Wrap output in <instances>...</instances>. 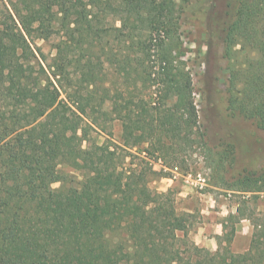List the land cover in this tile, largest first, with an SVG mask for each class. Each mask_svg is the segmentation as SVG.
<instances>
[{
  "label": "trees",
  "instance_id": "1",
  "mask_svg": "<svg viewBox=\"0 0 264 264\" xmlns=\"http://www.w3.org/2000/svg\"><path fill=\"white\" fill-rule=\"evenodd\" d=\"M192 1L0 0V264H264V220L236 254L230 215L212 252L189 240L191 213L171 190L146 192L164 173L154 168L163 153L195 143L179 51ZM229 1L227 111L264 129V0ZM115 121L121 145L100 144L93 134ZM63 166L83 172L80 186Z\"/></svg>",
  "mask_w": 264,
  "mask_h": 264
},
{
  "label": "rangeland",
  "instance_id": "2",
  "mask_svg": "<svg viewBox=\"0 0 264 264\" xmlns=\"http://www.w3.org/2000/svg\"><path fill=\"white\" fill-rule=\"evenodd\" d=\"M229 3V0H193L184 13L179 28V51L185 53L182 60L192 74L193 99L198 112V128L192 135L195 143L167 149L162 161L154 163L155 170L164 173L150 181L146 190L148 193L172 191L176 209L191 213L188 236L195 244L196 236L203 232L206 235L204 230L220 222L223 212L231 206L239 204L241 213L252 217L251 225L264 220L263 181L246 186L238 183L240 173H252L258 179L264 177V129L259 128L256 120L232 117L227 111L225 81L229 62L223 58L222 37L231 19ZM37 44L47 56L53 53L51 44L42 41ZM245 56V53L238 55V61L245 64ZM150 93L145 90L144 97L149 98ZM201 133L202 140L198 136ZM121 134V124L115 121L109 133L101 132L93 137L100 144L109 140L121 145ZM131 152L136 153L135 149ZM130 160L129 157L127 162ZM135 163L138 164L137 159ZM62 171L70 175L74 186H80L84 180L83 172L70 166H63Z\"/></svg>",
  "mask_w": 264,
  "mask_h": 264
},
{
  "label": "crops",
  "instance_id": "3",
  "mask_svg": "<svg viewBox=\"0 0 264 264\" xmlns=\"http://www.w3.org/2000/svg\"><path fill=\"white\" fill-rule=\"evenodd\" d=\"M241 208L239 204L227 208L222 215L224 217L220 222H214L211 227H207L205 232L196 236V245L207 248L211 251H217L219 249L218 238L223 236L225 233L224 224L227 222L226 219L230 215H236L239 218V222L234 223L235 233L233 241L231 243V250L236 254H242L247 252L252 243L253 238V225L250 223V219L246 216H240ZM219 214V213H215ZM208 233V234H207Z\"/></svg>",
  "mask_w": 264,
  "mask_h": 264
}]
</instances>
